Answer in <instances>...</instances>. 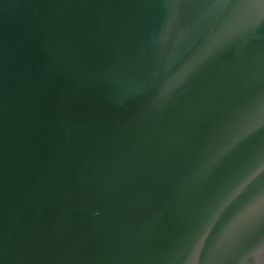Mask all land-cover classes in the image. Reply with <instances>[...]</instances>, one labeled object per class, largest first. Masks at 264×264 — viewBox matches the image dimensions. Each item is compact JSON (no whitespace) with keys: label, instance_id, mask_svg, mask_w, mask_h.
Masks as SVG:
<instances>
[{"label":"water","instance_id":"obj_1","mask_svg":"<svg viewBox=\"0 0 264 264\" xmlns=\"http://www.w3.org/2000/svg\"><path fill=\"white\" fill-rule=\"evenodd\" d=\"M0 264H264V0H0Z\"/></svg>","mask_w":264,"mask_h":264}]
</instances>
